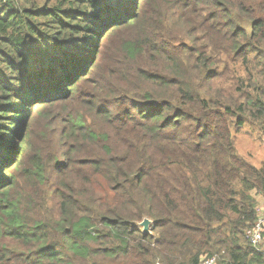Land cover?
<instances>
[{
    "label": "trees",
    "instance_id": "trees-1",
    "mask_svg": "<svg viewBox=\"0 0 264 264\" xmlns=\"http://www.w3.org/2000/svg\"><path fill=\"white\" fill-rule=\"evenodd\" d=\"M141 3L0 0V264H264V164L233 133L264 130V0ZM105 36L113 70L88 77Z\"/></svg>",
    "mask_w": 264,
    "mask_h": 264
},
{
    "label": "rangeland",
    "instance_id": "rangeland-1",
    "mask_svg": "<svg viewBox=\"0 0 264 264\" xmlns=\"http://www.w3.org/2000/svg\"><path fill=\"white\" fill-rule=\"evenodd\" d=\"M146 0H142V3H144ZM42 2L41 4H43ZM141 3V4H142ZM108 34V33H107ZM106 34V35H107ZM117 51L112 49L108 43V40L106 36L103 38L101 44L99 45L97 55H95V62L93 63V67H91L90 73L88 74V77L92 74L94 67L99 66V63H102V71L107 72L111 69L113 70V62L115 60ZM100 73V71L98 72ZM96 73L94 76L95 80L99 81V78ZM37 110L35 115L37 116L34 118L33 116V122L31 128H33L34 131L37 133L40 130L45 129V126L47 125L46 119L41 118L39 115L41 114L42 110L40 109H34V111ZM49 111V110H48ZM50 127V125H49ZM52 127L50 129H46L48 131L49 137L48 139L52 138L53 136L50 134L52 131ZM234 136H235V146L237 149V152L239 155L243 156L246 160H248L252 165L256 167H261L264 164V130H262L259 127H252L250 125H245L241 130H233ZM35 141V140H34ZM36 145H43L44 148V155L45 160H48V158H53L54 156H60L58 150L60 147L56 143L46 142H35ZM35 184V183H34ZM34 184L27 183L26 181L21 180L18 183V186L16 187V191L14 192V195H22L24 196L23 199V206H22V214L27 219L28 223L32 226L36 220H39V217L37 215V205L31 204V202L28 200V198L31 197L33 193V187ZM48 191V199L45 201V210L44 211H50L53 212V215L55 212V204L56 200L54 199V196L52 195V191L50 188H46L45 191ZM254 196L258 202V204L261 206L264 205V197L261 195H258L254 193ZM37 204L39 202H42V200L36 198ZM10 249L12 251H15L16 253L20 254L25 251V247L23 244L18 242H6ZM261 249L264 250V241L261 244ZM76 264H78L76 262Z\"/></svg>",
    "mask_w": 264,
    "mask_h": 264
},
{
    "label": "built area",
    "instance_id": "built-area-1",
    "mask_svg": "<svg viewBox=\"0 0 264 264\" xmlns=\"http://www.w3.org/2000/svg\"><path fill=\"white\" fill-rule=\"evenodd\" d=\"M245 237L258 253H264V250L260 247L264 241V205L259 208L257 220L247 230ZM218 260L219 258L217 256L205 257L201 260L200 264H218Z\"/></svg>",
    "mask_w": 264,
    "mask_h": 264
},
{
    "label": "water",
    "instance_id": "water-1",
    "mask_svg": "<svg viewBox=\"0 0 264 264\" xmlns=\"http://www.w3.org/2000/svg\"><path fill=\"white\" fill-rule=\"evenodd\" d=\"M152 222L149 219H145L141 224L140 227L143 228V232L145 234H150V228H151Z\"/></svg>",
    "mask_w": 264,
    "mask_h": 264
}]
</instances>
